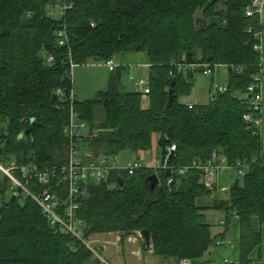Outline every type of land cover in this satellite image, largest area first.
<instances>
[{
	"label": "trees",
	"instance_id": "trees-1",
	"mask_svg": "<svg viewBox=\"0 0 264 264\" xmlns=\"http://www.w3.org/2000/svg\"><path fill=\"white\" fill-rule=\"evenodd\" d=\"M252 2L0 0V159L39 169L62 166L70 108L87 126L82 145L89 157L126 151L139 155L155 146L163 160L174 145L167 162L170 184L167 171L143 166L132 175L112 172L105 182L84 187L75 214L83 239L114 233L123 242L148 231L150 247L142 241L143 252L178 263L199 260L218 241L208 218L221 213L223 235L231 218L239 219L238 264H264L249 259L261 241L250 220L264 224V130L242 119L249 111L247 87L259 71V55L253 50L259 20L245 16ZM63 6L61 18L53 19L48 9ZM212 17L220 18L224 29L210 25ZM248 27L254 31L247 33ZM61 29L66 34L62 47L56 37ZM124 53L146 55L148 94L127 92L123 70L115 69L107 89L94 99H71L70 62L102 64ZM203 64L227 67L226 92L188 109L179 99L191 96L193 73L184 69ZM172 84L174 98L168 105ZM57 90L61 94L52 104ZM97 108L103 112L101 120ZM32 121L33 133L25 135ZM219 161L234 173L231 186L211 207L200 208L196 200L214 190L204 184V172L189 169L180 176L177 171L195 162L206 166ZM152 174L159 183L150 200L145 180ZM117 179L124 183L121 190ZM6 185L0 179V264H85L93 256L74 237L50 226L29 198L5 201Z\"/></svg>",
	"mask_w": 264,
	"mask_h": 264
},
{
	"label": "built area",
	"instance_id": "built-area-1",
	"mask_svg": "<svg viewBox=\"0 0 264 264\" xmlns=\"http://www.w3.org/2000/svg\"><path fill=\"white\" fill-rule=\"evenodd\" d=\"M263 4L264 0H253L250 8L245 12L246 17L257 16L259 20V29L253 33L255 40L253 50L259 55V71L252 76L251 83L247 87L246 96L249 99V111L242 116L245 123L258 129L260 132L263 129L264 61L261 55L262 43L264 41ZM66 8L67 6H63L59 8V11H63ZM54 9L57 10L56 7ZM91 27H93V24H91ZM253 31V27H248L247 33H252ZM56 37L57 44L62 47L66 42L64 29L58 30ZM52 61V57L47 59L48 63ZM104 65L110 72L114 71L117 67L113 59L105 61ZM75 67L70 62L71 73ZM198 68L203 76L211 77L213 75L214 69L206 64L199 65ZM214 89L215 92L213 94L209 93L208 101L213 102L217 95L226 92V86H219ZM148 90L145 87L143 93L148 94ZM60 94L61 91L57 90L56 95L59 96ZM186 106L188 109H191L194 105L187 103ZM86 130V124L79 121L72 108H70L69 121L63 130V134L67 139V159L65 163L60 167L53 166L39 169L34 164L22 165L8 158L6 160L0 159V179L6 180L7 193L10 197L29 198L41 209L50 226L56 228L61 233L71 235L93 255H97L92 245L98 244L100 241L84 240L81 233L82 223L75 217L76 211L79 209L80 198L85 196L84 187L91 183L98 184L105 182L108 175L112 172H126L128 175H132L143 166L137 161H130L123 167H112L111 163L117 160V156L92 158L87 156V154L84 155L81 149L83 148L82 142ZM174 151V145L167 149V154L161 161L162 165L155 168L156 171L168 170V158ZM213 158H216L215 154H213ZM219 162L220 165L209 163L206 166L195 162L189 167L178 169L177 173L183 176L189 169L201 170L204 172V184L211 189L216 173L220 169V166L223 165V161ZM237 174L243 176L242 168H238ZM172 181L173 179L168 177L166 183L170 184ZM38 186H43V189L38 190L36 188ZM137 235L142 239L140 232ZM120 243L121 236L117 234L114 245L117 246ZM216 245L219 246L220 242L217 241ZM179 264H189V261L181 260ZM224 264H228V262L226 261Z\"/></svg>",
	"mask_w": 264,
	"mask_h": 264
},
{
	"label": "rangeland",
	"instance_id": "rangeland-1",
	"mask_svg": "<svg viewBox=\"0 0 264 264\" xmlns=\"http://www.w3.org/2000/svg\"><path fill=\"white\" fill-rule=\"evenodd\" d=\"M221 8V7H220ZM50 12V16L59 20L62 16L61 11L52 9L51 7L48 9ZM262 18L264 20V4L262 6ZM197 18V15H196ZM262 60L264 61V41L262 43L261 49ZM88 63L87 65L78 66L74 68L71 74L72 80V91H71V99L75 101H88L95 98L98 92L105 91L108 86V81L111 72L107 69V67L102 63L101 65H94ZM110 73H109V72ZM191 72L193 78V97L188 99V97H181L179 101L181 103H190L197 104L198 103V94H201L203 100V104L207 103L209 100V93L213 94L215 92V87L219 86H227V67L226 66H216L213 70V75L211 77L203 76L200 73V69L198 67L185 68L184 73ZM132 74V75H131ZM133 76L135 79L134 83H127ZM142 82V86L141 83ZM121 83L124 89L127 92H139L143 93L142 89L147 87L148 85V76L144 72L130 73L126 74V72H121ZM140 83V87H139ZM125 85V86H124ZM133 85V86H132ZM143 107H145L146 99L143 100ZM103 117V112L101 108L96 109V118L97 120H101ZM4 126L0 125V129ZM263 130H264V78H263ZM81 152L86 155L87 150L83 147ZM150 156H146V152L141 153L137 159L133 156V154L129 151L120 153L117 155V160L112 162V167H123L130 161H137L144 167H148L151 169H155L161 167L162 163V155L158 148L154 146L153 149L149 151ZM159 165L157 166V163ZM10 196L8 193L5 195V201H8ZM220 214H213L212 219L210 220H218ZM212 216V215H211ZM210 216V217H211ZM209 217V218H210ZM208 219V222H210ZM211 233H214V229H211ZM117 234L110 233V235H102V236H92L91 240L100 241L98 244H93L92 247L95 249L97 255H93L85 264H174L177 261L174 259H160L154 258L152 256H148V252H143L141 242L133 241L131 242L129 238L123 240V242L117 246H106L103 244L102 239L114 240ZM119 235V234H118ZM136 253L140 255L136 256Z\"/></svg>",
	"mask_w": 264,
	"mask_h": 264
},
{
	"label": "crops",
	"instance_id": "crops-1",
	"mask_svg": "<svg viewBox=\"0 0 264 264\" xmlns=\"http://www.w3.org/2000/svg\"><path fill=\"white\" fill-rule=\"evenodd\" d=\"M113 60L115 61L117 65L116 69H121L123 70V72H126V74H130V73L138 74L139 72H144L148 76V59L146 55L143 53H140V54L124 53ZM94 65L98 66L101 64H93L92 66ZM130 79L131 81L130 82L127 81V83H134L135 78L131 76ZM140 83L142 86L143 83L142 82ZM140 83H139V87H140ZM71 84L73 85L72 80H71ZM143 89H142V92H143ZM202 93L199 92L198 103L193 104V105H203V102H201L203 100L201 96ZM192 97H193V89H192V94L188 99H191ZM133 156L135 157V159H137V157H139L140 154L139 155L133 154ZM146 156H150L149 151L146 152ZM158 165H159V162L157 163V166ZM233 176H234V173H232L228 167H226L225 165H221L220 169L216 173V177L213 182L214 190L212 194L208 197L198 198L196 200V206L200 208L211 207L212 204L216 200H219L220 198H222L225 195V193L229 190ZM213 214H217V213H213ZM213 214H211L212 216L210 215L211 217L209 216L210 217L208 218L209 220L212 219ZM218 214H220L219 219L214 220V222L213 220H210L209 223L212 224V228L214 229V233L212 234L218 237L217 240L218 242H220V245L214 246L203 259L189 261V264H224L226 261L228 262V264H238L239 237H240L239 219L236 216H233L230 221L228 232L225 235H223L224 224H221V222H224V218L221 213H218ZM250 226L255 232H258L260 234L261 241H260V245L252 251V253L249 256V259L253 262L264 263V224H260L257 218L253 217L250 220ZM106 235H110V234H106ZM128 238L130 239L131 242L136 241V242H141L142 244V241H143L137 234L131 237H128ZM102 241H103V244L105 245L104 247L116 246L114 245V242H115L114 240H108L105 238V239H102ZM137 255H140V253L139 254L136 253V256ZM148 256L154 257L151 254V252H148ZM174 264H179V263L176 262Z\"/></svg>",
	"mask_w": 264,
	"mask_h": 264
},
{
	"label": "water",
	"instance_id": "water-1",
	"mask_svg": "<svg viewBox=\"0 0 264 264\" xmlns=\"http://www.w3.org/2000/svg\"><path fill=\"white\" fill-rule=\"evenodd\" d=\"M209 24L212 25V26H215L216 28L218 29H224V26L221 22V19L218 18V17H212L209 19ZM172 86L173 84L171 85L169 91H168V105H171L172 101H173V90H172ZM65 95H68L67 92H65ZM58 99V96L57 95H53L52 97V100H51V103H55ZM34 127H35V124L34 122L32 121L31 124H30V127L29 129L25 132V135H32L33 133V130H34ZM20 139V138H19ZM173 153L170 154V158L172 157ZM169 171H167L165 177H168L169 176ZM145 183H146V186H147V189L149 191V194H150V200H152L153 198V194H154V191L156 189V186L158 185L159 183V180H158V177L156 174H152L150 175L149 177L146 178L145 180ZM117 184L119 186V190L123 189L124 187V183L121 179H117ZM140 235L143 239V242L146 244L147 247H150V234L148 231H142L140 232Z\"/></svg>",
	"mask_w": 264,
	"mask_h": 264
}]
</instances>
